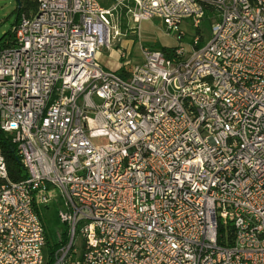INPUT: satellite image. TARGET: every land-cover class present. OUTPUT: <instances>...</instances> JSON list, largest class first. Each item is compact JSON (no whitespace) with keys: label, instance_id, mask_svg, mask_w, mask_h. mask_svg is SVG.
Segmentation results:
<instances>
[{"label":"built area","instance_id":"1","mask_svg":"<svg viewBox=\"0 0 264 264\" xmlns=\"http://www.w3.org/2000/svg\"><path fill=\"white\" fill-rule=\"evenodd\" d=\"M37 5L0 49V128L27 171L12 181L0 150V264H49L54 200L52 264H264V0ZM153 18L179 41L187 21L191 47L101 63L122 22Z\"/></svg>","mask_w":264,"mask_h":264},{"label":"rangeland","instance_id":"2","mask_svg":"<svg viewBox=\"0 0 264 264\" xmlns=\"http://www.w3.org/2000/svg\"><path fill=\"white\" fill-rule=\"evenodd\" d=\"M24 2L27 0H23ZM31 1V0H30ZM111 1H106L110 4ZM18 5V0H0V36L7 32L15 23L16 14L12 13ZM182 29L186 31V36L179 41L177 39L176 32L167 30L166 25L160 18H153L149 20H143L141 23L134 25L133 23L127 24L122 22L121 30L123 35L120 39L115 41L113 48L102 50L98 57L103 65L112 69H117L120 64L125 61H130V65L136 64L143 59L142 46H156L162 44L165 46H177L182 44L187 48L191 47L192 38L195 30L190 24L185 21L182 24ZM204 32L208 35L209 24L204 25ZM140 33V37L138 34ZM126 34V35H125ZM128 49L130 55L128 59H123L120 56L122 51ZM60 205L56 200L52 201L45 210V219L48 226L50 236L57 241L62 232L64 231L65 224L62 222L59 215ZM67 234V231H66ZM80 240H77V244Z\"/></svg>","mask_w":264,"mask_h":264},{"label":"trees","instance_id":"3","mask_svg":"<svg viewBox=\"0 0 264 264\" xmlns=\"http://www.w3.org/2000/svg\"><path fill=\"white\" fill-rule=\"evenodd\" d=\"M37 6H38L37 0H31V1L27 0L25 2L23 0H18V5L12 12L16 14L15 23L18 22L23 12L28 13L30 11L36 10ZM203 24L204 25L210 24V19L208 15ZM12 35L13 33L11 27L7 32H5L2 36H0V49L7 45V42L10 40ZM156 46L161 47L165 51L168 57L174 58L176 56V49L178 48L177 46H165L162 44H158ZM118 72L120 74H123L124 68L123 67L120 68ZM0 150L5 157L10 179L12 181H20L25 179L27 177V171L21 163L20 156L18 153V147L2 131L1 128H0ZM68 242H69V238L66 232L62 236H60V238L57 241H55L53 245L49 242V254H50L49 264H52L54 262V257H53L54 251L59 247L66 245Z\"/></svg>","mask_w":264,"mask_h":264},{"label":"crops","instance_id":"4","mask_svg":"<svg viewBox=\"0 0 264 264\" xmlns=\"http://www.w3.org/2000/svg\"><path fill=\"white\" fill-rule=\"evenodd\" d=\"M121 65H122V64H120V67H121ZM105 66H106V65H105ZM106 67H108V66H106ZM120 67H118L117 69H119ZM108 68H109V67H108ZM111 69H112V68H111Z\"/></svg>","mask_w":264,"mask_h":264}]
</instances>
